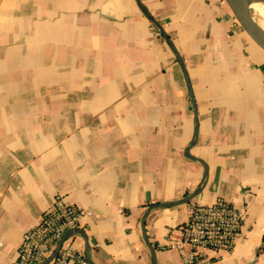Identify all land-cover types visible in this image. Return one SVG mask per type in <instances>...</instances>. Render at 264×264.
<instances>
[{
  "label": "crops",
  "instance_id": "0c3cea01",
  "mask_svg": "<svg viewBox=\"0 0 264 264\" xmlns=\"http://www.w3.org/2000/svg\"><path fill=\"white\" fill-rule=\"evenodd\" d=\"M0 0V264L60 195L94 264H182L166 245L191 203L224 197L245 216L210 264H264V51L225 0ZM187 148H190L186 155Z\"/></svg>",
  "mask_w": 264,
  "mask_h": 264
},
{
  "label": "built area",
  "instance_id": "2783aa9c",
  "mask_svg": "<svg viewBox=\"0 0 264 264\" xmlns=\"http://www.w3.org/2000/svg\"><path fill=\"white\" fill-rule=\"evenodd\" d=\"M83 210L56 196L54 205L40 221L23 233L17 258L12 264H43L56 244L80 225ZM245 216L229 200L218 197L213 203H191L188 218L179 226L178 237L166 246L179 252L182 264H210L205 250H213L216 257L235 248L238 240L246 239L243 232ZM74 234L62 243L57 255L49 264H70L72 259L86 263L78 251Z\"/></svg>",
  "mask_w": 264,
  "mask_h": 264
},
{
  "label": "water",
  "instance_id": "95a60500",
  "mask_svg": "<svg viewBox=\"0 0 264 264\" xmlns=\"http://www.w3.org/2000/svg\"><path fill=\"white\" fill-rule=\"evenodd\" d=\"M139 8L143 12V14L153 22V24L158 28L160 34L163 36L165 41L169 44L171 47L172 51L175 54V57L180 64L185 76H186V82L189 90V94L191 96L192 102H193V108H194V114H195V131H194V136L191 141V145L193 146L197 142V137H198V132H199V120H198V114H197V106L195 102V96L193 93V88L191 85V81L189 79L185 63L183 61L182 56L180 55L179 51L175 47L171 37L169 34L166 32V30L163 28V26L153 17V15L149 12L145 4L142 2V0H136ZM226 3L228 4L229 8L231 9L236 21L240 24V26L243 28V30L249 35V37L264 51V28L261 26L259 21H257L256 17L252 13V9L249 3V0H225ZM264 1V0H263ZM190 148H187L186 150V155L193 158V156H190L187 151H189ZM197 160H199L203 165H204V173L203 177L201 180V183L199 184L198 188L190 195H187L181 199L172 201V202H163L160 204V206H172L180 203H185L190 201L193 197H195L204 187V185L207 182V176H208V166L204 162V160L194 157ZM156 205H151L147 208V210L144 212V215L141 220V229H142V234L145 242L150 248L151 254H152V263L151 264H157V258L155 255V248L153 247L152 243L149 240V237L146 233V228H145V220L147 213ZM71 234H82L86 239V235L84 232H82L80 229H76L74 232H69L63 236V238L56 244V246L52 249V251L49 253V255L46 257L44 260L43 264H49L57 255L63 241ZM86 252H85V258L89 264H94L91 261V257L89 254V245L88 241L86 243Z\"/></svg>",
  "mask_w": 264,
  "mask_h": 264
},
{
  "label": "bare ground",
  "instance_id": "6f19581e",
  "mask_svg": "<svg viewBox=\"0 0 264 264\" xmlns=\"http://www.w3.org/2000/svg\"><path fill=\"white\" fill-rule=\"evenodd\" d=\"M249 3L251 6V9L254 10L256 12V14H258L259 16H261L264 19V1L263 0H249Z\"/></svg>",
  "mask_w": 264,
  "mask_h": 264
},
{
  "label": "rangeland",
  "instance_id": "374dc122",
  "mask_svg": "<svg viewBox=\"0 0 264 264\" xmlns=\"http://www.w3.org/2000/svg\"><path fill=\"white\" fill-rule=\"evenodd\" d=\"M252 13L256 17V19L261 23V25L264 27V19L261 16H259L258 14H256V12L254 10H252Z\"/></svg>",
  "mask_w": 264,
  "mask_h": 264
}]
</instances>
